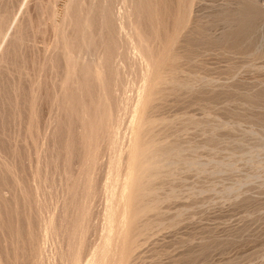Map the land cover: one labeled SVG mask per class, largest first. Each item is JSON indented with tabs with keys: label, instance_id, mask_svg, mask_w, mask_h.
Returning <instances> with one entry per match:
<instances>
[{
	"label": "rangeland",
	"instance_id": "rangeland-1",
	"mask_svg": "<svg viewBox=\"0 0 264 264\" xmlns=\"http://www.w3.org/2000/svg\"><path fill=\"white\" fill-rule=\"evenodd\" d=\"M0 114V264H264V0H0Z\"/></svg>",
	"mask_w": 264,
	"mask_h": 264
},
{
	"label": "bare ground",
	"instance_id": "bare-ground-1",
	"mask_svg": "<svg viewBox=\"0 0 264 264\" xmlns=\"http://www.w3.org/2000/svg\"><path fill=\"white\" fill-rule=\"evenodd\" d=\"M158 1H159V0H158ZM170 1L172 2L173 0H170ZM178 1H179V0H178ZM51 2H52V1H51ZM13 3H14V2H13ZM167 3H168V1H167ZM169 3H170V2H169ZM183 3H184V2H183ZM171 4H173V3H171ZM174 4H175V3H174ZM181 4H182V3H181ZM184 4H185V3H184ZM158 5H160V4H158ZM167 5H168V4H167ZM175 5H176V4H175ZM155 6H156V5H155ZM168 6H169V5H168ZM117 7H118V6H117ZM159 7H161V5H160ZM162 7L164 8L165 5L162 6ZM174 7H175V6H174ZM178 7H180V6H178ZM182 7H183V6H182ZM185 7H186V6H184V9H185ZM38 8H39V7H38ZM83 8H84V7H83ZM155 8H156V7H155ZM165 8H166V7H165ZM159 9H160V8H159ZM159 9H158V10H159ZM161 9H162V8H161ZM178 9H179V8H178ZM182 9H183V8H182ZM182 9H181V10H182ZM46 10H47V9H46ZM168 10H169V9H168ZM181 10H180V11H181ZM185 10H186V9H185ZM244 11H245V10H244ZM170 12H171V11H170ZM172 12H174V11H172ZM184 12H185V11H184ZM42 13H43V12H42ZM175 13H176V12H175ZM185 13H186V12H185ZM43 14H44V13H43ZM180 14H181V13H180ZM182 14H183V13H182ZM175 15H176V14H175ZM4 16H5V15H4ZM173 16H174V15H173ZM173 16H172V17H173ZM176 16H177V15H176ZM178 17H179V14H178ZM178 17H176L175 19L178 20ZM181 17H182V16H181ZM183 17H184V16H183ZM39 18H40V16H39ZM59 18H60V17H59ZM162 18H163V17H162ZM179 18H180V17H179ZM240 18H241V17H240ZM240 18H239V20H240ZM4 19H5V18H4ZM164 19H165V18H164ZM167 19H168V18H167ZM181 19H182V18H181ZM241 19H243V18H241ZM172 20H173V18H172ZM100 21H101V20H100ZM183 21H184V19L182 20V22H183ZM4 22H5V21H4ZM174 23H175V20H174ZM179 23H180V22H179ZM27 25H28V24H27ZM175 25H176V24H175ZM175 25H173V26H175ZM178 25H179V24H178ZM181 25H182V23L180 24V26H181ZM180 26H179V27H178V26L175 27V28H177L176 30H178V28H180ZM185 26H186V24H185ZM185 26L183 25V27L186 29ZM122 27H123V26H122ZM167 27H168V26H167ZM23 28H24V27H23ZM175 28H174V29H175ZM191 28H192V27H191ZM35 29H36V28H35ZM49 29H50V28H49ZM166 29H167V28H166ZM181 29H182V28H181ZM181 29H180V30H181ZM25 30H26V29H25ZM176 30H175V31H176ZM91 31H92V30H91ZM175 31L173 32L174 34H175ZM178 31H179V30H178ZM181 31H184V29L181 30ZM201 31H202V30H201ZM2 32H3V31H2ZM43 33H44V32H43ZM49 33H50V32H49ZM154 33H155V31H154ZM176 33H178V32H176ZM10 34H11V32H10ZM46 34H47V33H46ZM156 34H157V33H156ZM166 34H167V33H166ZM8 35H9V34H8ZM158 35H159V34H158ZM171 35L173 36V34H171ZM171 35H170V37H171ZM3 36H4V35H3ZM26 36H27V35H26ZM174 37H175V39H176L177 36L175 35ZM189 37H190V36H189ZM245 37H246V36H245ZM39 38H40V37H39ZM52 38H53V37H52ZM148 38H150V36H149ZM172 38H173V37H172ZM215 38H216V37H215ZM169 39H170V38H169ZM216 39H217V38H216ZM87 40H88V39H87ZM170 40H171V39H170ZM182 40H183V39H182ZM182 40H181V41H182ZM29 41H30V40H29ZM93 41H94V43L97 42V41L95 42V40H93ZM158 41H159V40H158ZM176 41H177V40H176ZM176 41H175V42H176ZM178 41H179V40H178ZM203 41H204V40H203ZM63 42H64V41H63ZM88 42H89V41H88ZM92 43H93V42H92ZM201 43H202V42H201ZM88 44H89V43H88ZM169 45H170V44H169ZM174 45H175V44H174ZM151 46H152V45H151ZM183 46H184V45H183ZM190 46H191V45H190ZM193 46H194V45H193ZM68 47H69V46H68ZM88 47H89V46H88ZM92 47H94V46H92ZM95 47H96V46H95ZM162 47H163V46H162ZM162 47H161V48H162ZM166 47H167V46H166ZM169 47H170V46H169ZM184 47H185V46H184ZM89 48H90V47H89ZM158 48H159V47H158ZM32 49H33V48H32ZM40 49H41V48H40ZM92 49H93V48H92ZM174 49H175V48H174ZM178 49H180V48H178ZM192 49H193V48H192ZM90 50H91V49H90ZM142 50H143V49H142ZM176 50H177V49H176ZM68 51H69V50H68ZM95 51H96V50H95ZM95 51H94V52H95ZM146 51H147V49H146ZM146 51H145V52H146ZM150 51H151V50H150ZM153 51H154V50H153ZM172 51H173V50H172ZM174 51H175V50H174ZM183 51H184V50H183ZM57 52H58V51H57ZM85 52H86V51H85ZM100 52H102V50H101ZM100 52H98V53H100ZM145 52H144V53H145ZM148 52H149V51H148ZM148 52L145 53V54L147 55ZM158 52H159V51H158ZM158 52L155 53V54H158ZM188 52H189V51H188ZM139 53H140V52H139ZM153 53H154V52H153ZM82 54H83V53H82ZM100 54H101V53H100ZM100 54H98V55H100ZM145 54H144V55H145ZM155 54H154V56H155ZM160 54H162V52H161ZM163 54H164V53H163ZM176 54H177V53H176ZM183 54H184V53H183ZM80 55H81V54H80ZM91 55H92V54H91ZM91 55H90V56H91ZM93 55H94V54H93ZM144 55H143V56H144ZM150 55H151V54H150ZM172 55H173V54H172ZM174 55H175V53H174ZM178 55H179V53H178L176 56H178ZM59 56H60V55H59ZM85 56H86V55H85ZM90 56H89V58H90ZM159 56H162V58H163V55H157V57L155 56L156 59L160 58ZM176 56H175V57H176ZM182 56H183V55H182ZM92 57H93V56H92ZM101 57H102V55H101ZM144 57H146V56H144ZM151 57H152V56H151ZM155 57H154V59H155ZM165 57H166V56H165ZM165 57H164V58H165ZM172 57H173V56H172ZM84 58H85V57H84ZM86 58H87V56H86ZM98 58H100V56H99ZM167 58H168V57H167ZM176 58H180V57L178 56V57H176ZM154 59H153V61H154ZM70 60H71V59H70ZM163 60H164V59H163ZM167 60L169 61V59H167ZM71 61H73V60H71ZM100 61H101V60H100ZM151 61H152V60H151ZM157 61H158L159 64H160V61H161V60H157ZM157 61H155V62H157ZM14 62H15V61H14ZM149 62H150V61H149ZM165 62H166V61H165ZM165 62H164V63H165ZM176 62H177V61H176ZM168 63H169V62H168ZM168 63H167V64H168ZM154 64H155V66H156V63H154ZM157 64H158V63H157ZM159 64H158V66H159ZM161 65H162V64H161ZM165 65H166V63H165ZM170 65H171V64H170ZM158 66H157V67H158ZM163 66H164V65H163ZM172 66H173V65H171V67H172ZM151 67H152V66H151ZM167 67H168V66H167ZM171 67H170V68H171ZM61 68H62V67H61ZM153 69H154V67H153ZM166 69H167V68H166ZM171 69H172V68H171ZM173 69H174V68H173ZM173 69H172V71H174ZM155 70H156V69H155ZM167 70H168V69H167ZM167 70H166V71H167ZM76 71H77V70H76ZM78 71H80V70H78ZM164 71H165V70H164ZM156 72L158 73V71H156ZM156 72H155V73H156ZM30 73H31V72H30ZM33 74H34V73H33ZM170 74H171V72H170ZM76 75H77V74H76ZM155 75H157V74H155ZM158 75H159V74H158ZM158 75H157V77H158ZM77 76H78V75H77ZM77 76H76V77H77ZM78 77H79V76H78ZM18 78H19V77H18ZM108 78H109V77H108ZM144 78H145V77H144ZM157 79L160 80L161 78H160V79L157 78ZM78 81H79V80H78ZM92 81H93V80H92ZM149 83H150V82H149ZM157 83H158V82H157ZM186 83H187V82H186ZM115 84H116V83H115ZM68 87H69V86H68ZM154 87H157V86H154ZM70 88H71V87H70ZM152 88H153V87H152ZM157 88H158V87H157ZM157 88H156V90H157ZM104 90H106V89H104ZM116 90H117V89H116ZM153 90H155V89H153ZM153 90L151 89V91H153ZM82 94H83V93H82ZM1 95H2V94H1ZM78 95H79V94H78ZM150 95H151V94H150ZM75 96H76V95H75ZM148 97H149V96H148ZM85 101H86V100H85ZM74 104H75V103H74ZM83 104H84V103H83ZM92 106H93V105H92ZM74 108H75V107H74ZM78 108H79V107H78ZM96 108H97V107H96ZM88 109H89V108H88ZM75 111H76V110H75ZM78 112H79V111H78ZM70 113H71V112H70ZM76 113H77V112H76ZM111 113H112V112H111ZM150 114H151V113H150ZM0 115H1V114H0ZM88 115H89V112H88ZM91 115H92V113H91ZM48 117H49V116H48ZM148 117H149V116H148ZM94 120H95V119H94ZM48 121H49V120H48ZM74 121H75V120H74ZM113 122H114V121H113ZM99 123H100V122H99ZM47 127H48V126H47ZM31 128H32V127H31ZM107 128H109V127H107ZM111 128H112V127H111ZM109 129H110V128H109ZM150 129H151V128H150ZM93 130H94V129H93ZM101 131H103L102 128H101ZM106 131H107V130H106ZM150 131H151V130H150ZM173 131H174V130H173ZM111 132H112V130H111ZM101 133H102V132H101ZM107 133H108V131H107L106 133H105V131H104V134L108 135ZM109 133H110V132H109ZM99 134H100V133H99ZM148 134H149V133H148ZM150 134H151V133H150ZM77 135H78V134H77ZM106 135H104L105 138L107 137ZM111 135H112V134H111ZM154 136H155V135H154ZM97 137H98V136H97ZM109 137H110V135H109ZM144 137H145V136H144ZM147 137H148V136H147ZM72 138H73V137H72ZM150 138H151V137H150ZM150 138H149V139H150ZM99 139H100V138H99ZM111 139H112V137H111ZM153 139H154V138H153ZM155 139H156V137H155ZM107 140H110V139H108V137H107ZM99 141H100V140H99ZM92 142H93V141H92ZM139 142H140V141H139ZM103 143H104V142H103ZM167 143H168V142H167ZM63 144H64V143H63ZM74 144H75V143H74ZM149 144H150V142H149ZM153 144H154V143H153ZM75 145H76V144H75ZM109 145H110V144H109ZM137 145H138V144H137ZM140 145H141V144H140ZM147 145H148V144H147ZM151 146H152V145H151ZM160 146H161V145H160ZM160 146H159V147H160ZM73 147H74V146H73ZM76 147H77V146H76ZM76 147H75V148H76ZM169 147H170V146H169ZM75 148H74V149H75ZM139 148H140V147H139ZM161 148H162V147H161ZM164 148H165V147H164ZM101 149H102V148H101ZM171 149H172V146H171ZM47 150H48V149H47ZM134 150H135V149H134ZM138 150H139V149H138ZM138 150H137V151H138ZM155 150H156V149H154V151H155ZM175 150H176V149H175ZM75 151H76V150H75ZM165 151H166V150H165ZM158 152H159V150H158ZM160 152H161V151H160ZM174 152H175V151H173V153H174ZM66 153H67V152H66ZM155 153H156V152H155ZM177 153H178V152H176V154H177ZM73 154H74V153H73ZM141 154H142V153H141ZM159 154H160V153H159ZM171 154H172V153H171ZM122 156H123V155H122ZM176 156H177V155H176ZM164 157H165V156H164ZM67 158H68V157H67ZM115 158H116V157H115ZM114 161H115V160H114ZM142 162H143V161H142ZM170 162H171V161H170ZM89 163H90V162H89ZM134 163H135V162H134ZM114 164H115V163H114ZM100 165H101V164H100ZM133 166H134V165H133ZM64 167H65V166H64ZM151 167H153V166L151 165ZM153 169H154V168H153ZM62 173H63V172H62ZM161 174H162V173H161ZM68 175H69V174H68ZM71 175H72V174H71ZM69 176H70V175H69ZM146 176H147V175H146ZM64 177H65V176H64ZM161 177H162V176H161ZM66 180H67V179H66ZM140 180H141V179H140ZM150 182H151V181H150ZM23 183H24V182H23ZM140 183H141V182H140ZM145 183H146V181H145ZM79 184H80V183H79ZM143 184H144V183H143ZM65 186H66V185H65ZM134 186H135V185H134ZM144 186H145V185H144ZM147 186H148V184H147L145 187H147ZM134 188H135V187H134ZM134 188H133V189H134ZM11 189H12V188H11ZM74 189H75V188H74ZM136 189H139V185H138V187H136ZM135 191H136V190H135ZM138 191H139V190H138ZM63 192H64V191H63ZM146 192H148V191H146ZM75 193H76V192H75ZM133 193H134V192H133ZM135 193H136V192H135ZM137 193H138V192H137ZM63 194H64V193H63ZM131 198H132V197H131ZM133 198H135V197H133ZM143 199H144V198H143ZM138 200H139V199H138ZM146 200H147V199H146ZM131 203H132V202H131ZM143 203H145V202H143ZM69 204H70V203H69ZM147 204H149V203L147 202ZM151 204H152V203H151ZM139 205H141V204H139ZM145 205H146V203H145ZM152 205H153V204H152ZM84 206H85V205H84ZM140 208H141V207H140ZM142 208L144 209V207H142ZM142 208H141V211H142ZM146 208H147V205H146ZM146 208H145V210H146ZM149 209H150V208H149ZM151 209H152V208H151ZM151 209H150V210H151ZM147 211H148V208H147ZM147 211H145V212H147ZM6 212H7V211H6ZM78 212H79V211H78ZM142 212H143V211H142ZM150 212H151V211H150ZM103 213H104V212H103ZM157 213H158V212H157ZM144 214H145V213H143V215H144ZM76 215H77V214H76ZM77 216H78V215H77ZM133 217H134V216H133ZM109 218H110V216H109ZM137 218H138V216H137ZM75 220H76V219H75ZM136 220H137V219H136ZM79 221H80V220H79ZM6 222H7V221H6ZM73 222H74V221H73ZM133 223H134V222H133ZM67 225H68V224H67ZM79 227H80V226H79ZM139 228H140V227H139ZM143 228H144V227H143ZM145 229H146V228H145ZM13 231H14V230H13ZM30 231H31V230H30ZM126 232H127V231H126ZM5 233H6V232H5ZM77 233H78V232H77ZM131 233H132V232H131ZM133 234H134V233H133ZM8 235H9V234H8ZM16 236H17V235H16ZM6 237H7V236H6ZM15 238H16V237H15ZM4 239H5V238H4ZM5 240H6V239H5ZM7 240H9V239H7ZM3 241H4V240H3ZM14 243H15V242H14ZM31 243H32V242H31ZM10 245H11V244H10ZM23 245H25V244H23ZM37 245H38V244H37ZM37 245H36V246H37ZM0 247H1V246H0ZM30 247H31V246H30ZM7 249H8V248H7ZM7 249H6V250H7ZM0 250H1V249H0ZM26 250H27V249H26ZM17 251H18V250H17ZM27 251H28V250H27ZM38 251H39V250H38ZM2 253H3V252H2ZM13 254H14V253H13ZM23 254H24V253H22L21 255H23ZM26 254H27V253H26ZM26 254H24V255L26 256ZM30 254H31V253H30ZM33 254H34V253H33ZM33 254H32V255H33ZM97 254H98V253H97ZM2 255H3V254H2ZM6 255H8V253H7ZM9 255H10V254H9ZM28 256H29V255H28ZM11 257H12V256H11ZM17 257H18V256H17ZM29 257H30V256H29ZM34 257H36V256H34ZM37 257H38V256H37ZM43 257H44V256H43ZM2 258H4V255H3ZM20 258H21V257H20ZM20 258H19V259L17 258V259L20 260ZM26 258H28V257L26 256ZM31 258H32V257H31ZM17 259H15V260H17ZM22 259H23V258H22ZM28 259H29V258H28ZM37 259H38V258H37ZM37 259H36V261H37ZM23 260H24V259H23ZM23 260H21V262H22ZM33 260H34V259H33ZM29 261H30V259H29ZM96 261H97V260H96ZM105 261H106V260H105ZM116 261H117V260H116ZM12 262H13V261H12ZM14 262H15V261H14ZM17 262H19V261H16V263H17ZM21 262H19V264H23V263H25V262H23V263H21ZM93 262H94V261H92V263H93ZM90 263H91V262H90Z\"/></svg>",
	"mask_w": 264,
	"mask_h": 264
}]
</instances>
